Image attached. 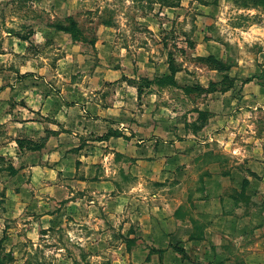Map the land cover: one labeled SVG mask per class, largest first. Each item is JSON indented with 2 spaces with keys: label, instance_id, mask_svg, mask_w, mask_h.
Returning a JSON list of instances; mask_svg holds the SVG:
<instances>
[{
  "label": "crops",
  "instance_id": "0c3cea01",
  "mask_svg": "<svg viewBox=\"0 0 264 264\" xmlns=\"http://www.w3.org/2000/svg\"><path fill=\"white\" fill-rule=\"evenodd\" d=\"M220 5L192 0L198 20L229 31L222 24L227 25L226 14L215 11ZM162 9L159 19L137 16L143 23L136 28L120 12L122 26L100 22L82 31L79 41L53 25L34 27L29 35L3 32L0 193L6 202L29 207L27 212L32 207L23 204L24 196H50L55 207L42 201L45 211L35 210L43 229L77 225L72 219L78 217L87 226L104 214L122 216L129 227L137 222L138 244L157 250L167 245L165 252L152 249L159 260L169 249L181 264H264V63L254 61L252 67V59L243 58L228 63L227 49L207 52L211 41L205 42V28L196 21L202 37L194 45L186 41L182 56L189 51L193 58L225 56L229 71L176 63L179 88L144 85L142 79L169 74L170 50L160 39L168 25L176 19L186 23L175 32L181 39H189L194 27L179 8ZM42 15L52 23L62 13L51 7ZM237 40L230 42L238 47ZM260 40L264 47V37ZM225 75L232 86L223 91ZM211 83L217 86L210 93L183 90H208ZM173 92L180 100L170 99ZM199 112L209 118L195 130ZM20 140L40 149L20 148Z\"/></svg>",
  "mask_w": 264,
  "mask_h": 264
},
{
  "label": "rangeland",
  "instance_id": "374dc122",
  "mask_svg": "<svg viewBox=\"0 0 264 264\" xmlns=\"http://www.w3.org/2000/svg\"><path fill=\"white\" fill-rule=\"evenodd\" d=\"M161 1H165L186 13L190 27L191 24L194 25L190 28L193 29L191 30V37L181 39V36L175 32H180L181 25L186 23L176 19L173 21L174 25H168V31L164 30L163 33L168 34L165 37H160L166 43L170 55L178 65L187 63L191 66L198 63L197 58L192 57L191 51L188 52L187 56H182L180 52L185 49L184 43L186 41L194 45L202 37L197 30L198 26L195 23L197 21L202 22V26L205 28V42L211 41L209 44L211 49L208 48L207 52L216 53L217 51L220 55V48L227 49L223 54L231 56L229 60H226L228 63H232L236 58H243L246 61L252 59V67L255 64L254 61H256V66L262 67L259 63H264V47L260 44V38L264 37L261 36V33L264 32H252V30L264 29V11L262 9L242 10L232 0H209L213 3L220 2L222 4L215 11L226 14L229 20L227 25L226 22H222V24H225V28L229 25L231 29L227 31L226 29L222 30L219 25L211 20L205 18L198 20L196 18L197 12L192 9V0ZM95 5L98 8L89 10ZM51 7L57 8L62 13L58 20L53 21L55 25L52 24L53 22L51 23L48 16L42 15V13L51 11ZM162 10L159 0H136L135 5L127 3V0H0V51H2L3 43L7 39L3 33L6 30L16 35H29L34 27L67 26L68 19L73 18L81 32H87V30L98 28L100 22H105L113 27L122 26L123 21L119 17L120 12H124L123 18L131 24V28H136V24L143 23L142 20H136L137 16L151 13L159 19V13ZM70 13L72 15L68 16ZM161 22L165 23L164 21ZM236 27L239 28V32L232 29ZM242 32L247 34H242ZM23 38L29 40L31 37ZM87 38L91 39L90 35ZM235 38H238L236 43L239 41L241 43L240 45L237 44L238 47L230 42L231 39ZM152 39L158 41L156 38ZM158 57H161V54ZM217 58L220 57L217 56ZM225 58L224 56L223 59ZM178 95H180L179 92L169 93L170 99L173 97L175 99L177 96L180 100ZM192 102L196 106L197 99ZM188 104L189 109H192V103ZM5 198L4 193L1 192L0 260H3L4 263L5 259V264H181L180 257H177L173 251L169 253V249L167 250L168 254L159 260L158 253L152 250L156 251L157 248L146 243L138 244L137 239L142 232L138 228L137 222L129 227L126 224L128 219H124L122 216L116 219L104 214L99 218V221H91L87 226H83L85 225V217H78L76 219L78 222L74 218L72 219V222L77 225H64L59 228L54 226V222H52L53 226L43 229L41 225L42 215L37 214L36 211H45L43 205H39L42 201L50 203V207L53 205L50 196H48L50 200L37 198L34 192L30 196H24L23 204L32 207L28 212L26 209L29 207L22 208L19 205L20 202L17 203L10 198L6 202ZM4 204L5 206L7 204L9 208L4 207ZM52 211L53 208L50 213ZM68 219L70 220L69 217L66 220ZM125 237H131V242L128 243V239ZM166 246L164 244L159 245L157 251L165 252ZM138 250L139 256H134V252Z\"/></svg>",
  "mask_w": 264,
  "mask_h": 264
},
{
  "label": "trees",
  "instance_id": "16d2710c",
  "mask_svg": "<svg viewBox=\"0 0 264 264\" xmlns=\"http://www.w3.org/2000/svg\"><path fill=\"white\" fill-rule=\"evenodd\" d=\"M158 1V0H157ZM239 9L242 10H263L264 11V0H232ZM160 5L161 6H167V7H173L172 5L167 4V2L165 1H161L159 0ZM56 29L58 31L70 34L72 36V40L73 41H79L80 39V35H81V30L78 27L77 22L73 19V18H69L68 19V25L67 26H62V27H56ZM199 63L205 64L206 66H208L210 69L212 70H216L220 73L222 72H228L229 71V65H226L222 60H220L219 58H217L214 55H210L207 57H198L196 59ZM181 71V68L176 64L175 59L170 55L169 57V74L163 76L162 78H156L153 81H148L146 79H142V82L144 83V85L146 86H151L154 85L155 83L158 84L159 86H172L175 88H179V85L177 84V82L175 81V76L178 72ZM252 79H248L246 80V82L251 81ZM227 81H229V77L227 75H225L223 77L222 82L220 83L221 86V90L226 91L228 90L232 84L230 82V84H227ZM217 84H213L211 83L210 87L208 88V90H205L201 87H196V89H193L192 87H185L183 88L185 93H191L194 90L200 92L201 94H205V93H210L212 92L215 88H216ZM141 88L142 86H139V93H141ZM182 89V87H181ZM209 118V115L207 113H203V112H199V116L196 120L195 123H193L194 126L199 125V127H197L195 130L201 129ZM201 127V128H200ZM109 136H111L110 134H108V136H106L107 138H109ZM19 146L20 148H26L27 150H31V151H38V147L37 145H33L31 142L28 141H19ZM12 173H16V171L14 169H11ZM128 243H130V240H127ZM134 243V242H133ZM5 259H4V263L3 260H0V264H5Z\"/></svg>",
  "mask_w": 264,
  "mask_h": 264
}]
</instances>
